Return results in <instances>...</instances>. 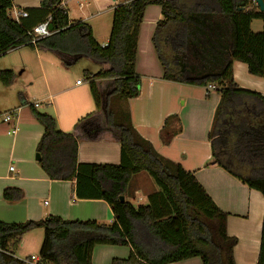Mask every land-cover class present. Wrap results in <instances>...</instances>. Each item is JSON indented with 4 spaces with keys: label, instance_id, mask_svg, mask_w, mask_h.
Returning a JSON list of instances; mask_svg holds the SVG:
<instances>
[{
    "label": "trees",
    "instance_id": "16d2710c",
    "mask_svg": "<svg viewBox=\"0 0 264 264\" xmlns=\"http://www.w3.org/2000/svg\"><path fill=\"white\" fill-rule=\"evenodd\" d=\"M62 1L41 0L40 9H27L29 16L17 23L9 16L13 0H0V55L30 46L51 52L67 67L82 59L101 67L86 73L95 110L80 118L72 133L62 132L53 115L33 108L44 128L36 152L49 179L75 181L78 198L105 200L115 221L105 224L55 215L38 221H0V264H29L15 255L23 236L34 228L44 231L38 264H93L96 245L132 248L128 258H114L111 264H171L194 257L203 264H236L237 238L228 233L229 215L194 173L163 157L138 133L129 101L141 94L142 79L135 68L140 25L147 6L160 5L163 19L153 42L163 78L215 85L220 96L209 134L213 157L209 165L225 169L264 197V94L240 87L234 78L238 61L251 75L264 79V12L255 0H130L114 9L110 39L103 46L89 24L71 23ZM33 12L39 19L29 24ZM50 15L53 34L32 43L28 31ZM254 20H262V31L252 30ZM169 52L172 59L166 55ZM15 77L14 70L0 69L3 85L10 86ZM181 131L179 115H170L160 132L162 143L170 144ZM100 140L120 144V164L79 163V143ZM142 171L159 190L149 196L148 204L137 207L120 198L132 177ZM3 197L19 201L24 192L6 188ZM257 264H264V224Z\"/></svg>",
    "mask_w": 264,
    "mask_h": 264
},
{
    "label": "crops",
    "instance_id": "0c3cea01",
    "mask_svg": "<svg viewBox=\"0 0 264 264\" xmlns=\"http://www.w3.org/2000/svg\"><path fill=\"white\" fill-rule=\"evenodd\" d=\"M129 1L120 0L112 5L109 0H63L62 7L67 10L71 23L89 24L95 40H105L101 45H106L110 39L114 9ZM13 3L28 10L41 8V0H13ZM86 7L97 12L85 13ZM74 10L81 11L75 18L71 16ZM104 15L105 18L99 19ZM38 19V13L33 12L28 23ZM161 19L160 5L147 6L139 29L135 67L142 79L141 94L129 101L133 125L163 157L194 173L216 205L229 215L228 233L237 238L234 248L236 264H257L264 224V197L225 169L209 165L213 160L209 134L220 96L216 91H210L207 97V87L163 78L164 69L153 42ZM162 42L166 43L165 36ZM166 55L173 58L170 52ZM0 56L7 57L5 62H0V69H12L16 74L10 86L0 82V95H3L0 116L13 113L11 122L0 120V221H38L55 215L65 220L113 223L115 214L105 200L78 198L75 181L49 179L35 158L44 128L34 117V103H39L36 110L55 117L62 132L72 133L77 121L95 110L86 73H96L101 67L87 60L80 68L84 80L78 83L80 79L74 78L72 69L83 60L67 67L51 52L30 46L13 48ZM234 78L240 87L264 94V79L251 75L245 63L234 62ZM42 107L43 111H40ZM175 114L181 118L182 131L165 145L160 132L166 118ZM121 160V146L116 141L79 143V163L118 165ZM150 178L144 171L135 174L124 195L125 200L137 207L148 204L149 196L158 191L153 189ZM6 188L21 189L24 198L13 202L5 200L3 192ZM43 239L42 228L27 232L15 256L24 261L36 257L37 261L29 264H38ZM131 251L130 246L96 245L92 263L111 264L114 258H128ZM171 264L203 262L194 257Z\"/></svg>",
    "mask_w": 264,
    "mask_h": 264
},
{
    "label": "built area",
    "instance_id": "2783aa9c",
    "mask_svg": "<svg viewBox=\"0 0 264 264\" xmlns=\"http://www.w3.org/2000/svg\"><path fill=\"white\" fill-rule=\"evenodd\" d=\"M9 16L14 19L17 23H20L22 19L27 18L29 16V12L26 8H21L18 6L12 7V9L9 11ZM51 21H52V16H48L46 20L43 22L37 24L34 26L32 29L28 31V35L31 37V42L36 43L39 39L48 37L51 34H53V30H50L51 26ZM106 46V45H103ZM78 83H81V80H78ZM208 90L209 91H214L216 89L215 85H208ZM35 107L39 106V103H34ZM13 119V113H6L2 116H0V120H3L4 122H11ZM15 129V128H14ZM13 129V132H14ZM10 170L13 171L14 167L11 166ZM34 261H37L36 257H32L30 260H27L28 263H32Z\"/></svg>",
    "mask_w": 264,
    "mask_h": 264
},
{
    "label": "rangeland",
    "instance_id": "374dc122",
    "mask_svg": "<svg viewBox=\"0 0 264 264\" xmlns=\"http://www.w3.org/2000/svg\"><path fill=\"white\" fill-rule=\"evenodd\" d=\"M119 1L120 0H109V2L113 5L114 3H119ZM255 4L257 5V3L255 2ZM254 7L256 8V6L254 5ZM84 12L85 13H90V14H94V13H96L95 12V10H93L92 9V7H86L85 9H84ZM81 13V11H73L72 13H71V16L73 17V18H75L76 17V15H79ZM107 16V15H106ZM101 18H105V15L103 16V17H99V19H101ZM99 19H97V20H99ZM203 21V20H202ZM197 22V21H196ZM201 22V21H200ZM199 22V23H200ZM262 29H263V22H262V20H254L253 21V23H252V30L254 31V32H260V31H262ZM97 40V39H96ZM103 41H105V40H97V42L99 43V44H101ZM7 60V57H5V56H0V62H5ZM83 61H79L78 63V65L75 67V68H73L72 70H73V76H74V78L75 79H80L81 81L82 80H84V75H83V73H82V71L80 70V68L82 67V65H84L85 64V62H87V60L88 59H82ZM38 65H37V63H35V68L37 67ZM1 82V81H0ZM1 84V83H0ZM88 87H90L89 85H88ZM0 100H3V95H0ZM39 110L40 111H43V107L42 108H39ZM150 180H151V184H152V187H153V189L154 190H156V189H158V187L154 184V182H153V180L150 178ZM159 190V189H158Z\"/></svg>",
    "mask_w": 264,
    "mask_h": 264
},
{
    "label": "water",
    "instance_id": "95a60500",
    "mask_svg": "<svg viewBox=\"0 0 264 264\" xmlns=\"http://www.w3.org/2000/svg\"><path fill=\"white\" fill-rule=\"evenodd\" d=\"M255 1H256L257 5L259 6L260 11H261V12H264V2H263V0H255ZM50 30H53V26H52V25L50 26ZM35 158H36L37 161H39V160L41 159L40 154H39V153H36ZM120 199H121L122 201H124V200H125V197H124V196H121Z\"/></svg>",
    "mask_w": 264,
    "mask_h": 264
}]
</instances>
